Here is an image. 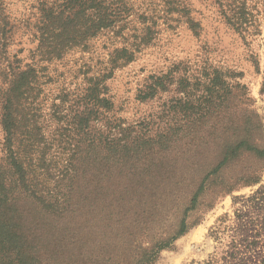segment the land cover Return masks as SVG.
Here are the masks:
<instances>
[{
    "label": "rangeland",
    "instance_id": "374dc122",
    "mask_svg": "<svg viewBox=\"0 0 264 264\" xmlns=\"http://www.w3.org/2000/svg\"><path fill=\"white\" fill-rule=\"evenodd\" d=\"M42 1L0 0V117L15 58L34 66L11 144L78 210L62 242L16 191L11 226L39 216L42 241L31 261L5 245L11 264H134L168 241L151 264H264V0H122L118 22L39 61ZM95 83L107 105L87 98Z\"/></svg>",
    "mask_w": 264,
    "mask_h": 264
},
{
    "label": "trees",
    "instance_id": "16d2710c",
    "mask_svg": "<svg viewBox=\"0 0 264 264\" xmlns=\"http://www.w3.org/2000/svg\"><path fill=\"white\" fill-rule=\"evenodd\" d=\"M121 1L122 0L115 1V4H119L115 9H113V7L105 8L107 7L106 0H66L65 3L59 7L54 6V4H49L50 1H42L39 7L40 17L35 27V38L37 42L33 55H35L39 61L44 55L47 57H58L65 48L77 45L87 37H94L99 34L100 31L108 29L122 17L120 12H123L125 6ZM86 5L87 7L85 8ZM89 9H94V11L99 12L105 11L91 18L90 14L86 12ZM65 11H67L66 16H64ZM1 28L0 25V29ZM115 59L114 63L117 62L119 57ZM131 59V55H129L127 61ZM17 63H20V60L15 58L13 65L10 67L8 84L7 87L4 88L0 117V125L6 144V162L5 164L0 163V264H11V261H9V251H6L4 246H12L10 244L12 240H14L12 244L17 246L18 240L21 239L23 241L22 245L26 249V251H24L22 248H15L17 254L26 255V259L29 261L39 257V248L37 245H39V242L42 240L39 236L40 231L34 228L36 224H38L35 222H38L37 219L39 216L37 218L31 217L34 226L27 227L25 231L16 226L12 227L10 224L12 215H15V211L18 208V204L16 205L15 198H13L16 191H21L26 195L28 194L27 198L30 201L25 200L28 201L29 204H31V201L32 203L34 202L45 220L54 222V226H63L61 233L58 234L62 242L74 239V233L70 231L69 227L66 230L64 226L72 223L78 210L77 204L70 194L66 196L63 194H61V196H54L52 194H46L43 190L39 189V185L36 183V177L28 170V166L25 164L27 159L25 158L23 160L20 156V148L14 150L13 144H11L19 129L17 124L21 100L28 92L31 82L35 81L37 78L38 73V69L32 65L21 67ZM167 77L168 75L159 78L151 77L153 82L147 87L149 94L143 97H151L154 92L153 85H156L158 81ZM97 85L98 84L95 83V87L89 89L91 93L87 94V98H90L91 101H94L98 105H107L106 99L100 98L99 87ZM90 99L87 100L90 101ZM257 153L259 154L260 152L257 151ZM7 170L14 176L13 184L5 178V171ZM81 199L85 203L88 202V198ZM181 227L182 230H180L178 235L185 233L183 222ZM169 243L168 241L166 243L154 245L150 250H146L147 252L137 259V262L134 264H151L156 254L168 247ZM61 248H63V246H58L59 250ZM93 264L99 263L94 261ZM101 264H103V262Z\"/></svg>",
    "mask_w": 264,
    "mask_h": 264
}]
</instances>
